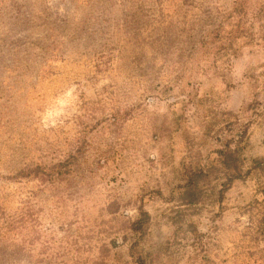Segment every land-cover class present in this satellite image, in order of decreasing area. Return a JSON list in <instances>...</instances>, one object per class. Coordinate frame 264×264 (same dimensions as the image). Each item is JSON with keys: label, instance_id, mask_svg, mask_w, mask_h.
I'll use <instances>...</instances> for the list:
<instances>
[{"label": "rangeland", "instance_id": "374dc122", "mask_svg": "<svg viewBox=\"0 0 264 264\" xmlns=\"http://www.w3.org/2000/svg\"><path fill=\"white\" fill-rule=\"evenodd\" d=\"M263 204L264 0H0V264H264Z\"/></svg>", "mask_w": 264, "mask_h": 264}, {"label": "trees", "instance_id": "16d2710c", "mask_svg": "<svg viewBox=\"0 0 264 264\" xmlns=\"http://www.w3.org/2000/svg\"><path fill=\"white\" fill-rule=\"evenodd\" d=\"M221 163V170L224 172V177L231 182L233 179H236L241 176V166L238 158V154L236 152V149H232L228 147L226 151H223L220 155L219 159ZM258 161V160H256ZM260 161H258L259 164ZM205 176L204 172L200 170L199 172H193L190 174L188 180H186L184 184V197L187 203H193L197 200V193H198V186L199 182L201 181V178ZM226 183H222V185H225ZM261 208H264V204ZM262 211V210H261ZM262 219H264V210L261 213V224L264 222ZM135 224V223H134ZM260 224V223H259ZM138 228H141L140 226H135L134 229L138 230ZM135 262L137 264H144L143 258L141 256H137L135 258Z\"/></svg>", "mask_w": 264, "mask_h": 264}]
</instances>
